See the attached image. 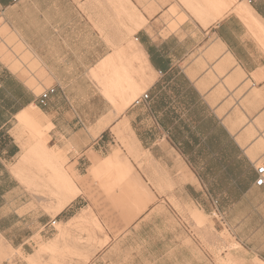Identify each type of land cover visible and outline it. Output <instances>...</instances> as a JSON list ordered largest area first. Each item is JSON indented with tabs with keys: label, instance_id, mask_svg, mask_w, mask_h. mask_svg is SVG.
<instances>
[{
	"label": "crops",
	"instance_id": "0c3cea01",
	"mask_svg": "<svg viewBox=\"0 0 264 264\" xmlns=\"http://www.w3.org/2000/svg\"><path fill=\"white\" fill-rule=\"evenodd\" d=\"M0 19V259L264 264V0H0ZM51 182L77 190L52 218L27 188Z\"/></svg>",
	"mask_w": 264,
	"mask_h": 264
},
{
	"label": "bare ground",
	"instance_id": "6f19581e",
	"mask_svg": "<svg viewBox=\"0 0 264 264\" xmlns=\"http://www.w3.org/2000/svg\"><path fill=\"white\" fill-rule=\"evenodd\" d=\"M249 7H247V6H245V5H240V11L242 10V9H244V10H249L248 9ZM246 12V11H245ZM250 12H252V11H250ZM244 13V12H243ZM248 13V12H247ZM251 14V13H250ZM250 16V15H249ZM145 88V87H144ZM45 128V127H44ZM47 128L49 129V127L47 126ZM39 129H40V127H39ZM46 129V128H45ZM47 129V130H48ZM42 131V130H41ZM38 132H40V130L38 131ZM39 135V134H38ZM44 143L41 141L39 144H37L36 146H35V148L31 151V152H29L30 153V155H28V154H26L27 155V157L28 156H31V158H33V159H35V158H37L38 157V155H40L41 153H40V151H42V150H44ZM26 155L24 156V157H22V159H21V163H20V165H22V164H24L25 163V161H27V157H26ZM42 155V154H41ZM40 155V156H41ZM44 157V156H43ZM30 158V157H29ZM42 158V157H41ZM29 161V160H28ZM32 161V160H31ZM119 162V161H118ZM127 163V162H126ZM125 163V164H126ZM28 164V163H27ZM26 164V165H27ZM111 164V163H110ZM118 163H116V165H117ZM120 164V163H119ZM118 164V165H119ZM122 164V163H121ZM121 164H120V166H121ZM45 165V164H44ZM47 165V164H46ZM127 165H128V163H127ZM127 165H125V166H127ZM37 166H39V165H37ZM123 166V165H122ZM48 167V166H47ZM127 168V167H126ZM121 169L123 170V167H121ZM128 169V173H130V169H131V167H129V168H127ZM52 171H53V169H52ZM56 171V170H55ZM133 171V170H132ZM131 171V172H132ZM124 172H126L125 170H124ZM133 173V172H132ZM131 173V174H132ZM125 175V177H126V175L127 176H129V174H124ZM132 176L135 178H137V176H135V173L134 174H132ZM131 177V176H130ZM129 177V178H130ZM53 178H55V176L53 177ZM62 178H63V183H65V185H67V186H71V182H70V180L66 177V176H62ZM129 178H128V181H129ZM134 178H130L131 179V182L133 183L134 181H132ZM54 181V183H55V181H56V178L53 180ZM136 182H137V179H136ZM51 183H53V182H51ZM135 184V183H134ZM137 184V183H136ZM133 185V184H132ZM69 187H68V189L67 190H70V192L69 191H67L66 189H64L65 191H67L65 194H67V193H69V198H70V196L73 198L74 196H72V195H74V193H76V191L77 190H75V189H73V190H75L74 192L73 191H71V189H69ZM74 187V186H73ZM72 188V187H71ZM142 188V187H141ZM146 190V189H145ZM140 191H141V189H140ZM71 192H73V193H71ZM143 192V191H142ZM146 192V191H145ZM95 194V193H94ZM76 195V194H75ZM57 198V197H56ZM69 198H63V199H60V198H57V200L55 201L56 202V205L54 206V208H52V215H56L62 208H63V205L66 203V202H68V200H69ZM99 210V209H98ZM100 212V211H99ZM54 217V216H53ZM52 218V217H51ZM83 218V217H82ZM85 219V218H84ZM90 220V219H89ZM89 222V221H88ZM74 223H77L76 225L74 224V228L76 229V227H77V225L80 227V228H82L81 226H84L85 227V225L87 224L88 225V223H86L85 222V220H76V221H74ZM94 228H96V230H98L99 228H98V223H97V220L96 219H93L92 218V220H91V223H90ZM90 224L88 225V226H90ZM56 226V230H58V231H62V230H65V229H69V227L71 226V223H69L68 225H67V227L65 228V227H62V225H60V224H57V225H55ZM78 227V228H79ZM100 227V226H99ZM90 228H91V226H90ZM89 228V229H90ZM81 230V229H80ZM82 230L84 231V229L82 228ZM88 230V229H87ZM91 230H93V229H91ZM100 230H101V228L98 230L99 232H100ZM85 232V231H84ZM90 233V232H89ZM88 235V234H87ZM92 239V238H91ZM94 239H95V237H94ZM57 240V239H56ZM88 242V244L89 243H91L89 240H87ZM104 241V240H103ZM106 241V240H105ZM54 242V241H53ZM53 242H51V244H53ZM76 242V241H75ZM75 242H74V244H75ZM95 242V241H94ZM56 243V242H55ZM86 243V244H87ZM92 243H93V241H92ZM96 243H98V244H101V242H96ZM95 244V243H94ZM93 244V245H94ZM236 244V243H235ZM102 245V244H101ZM51 246V245H50ZM52 246H54V244L52 245ZM51 246V247H52ZM56 246H57V243H56ZM96 246V245H95ZM47 247H49V245L47 246ZM46 247V248H47ZM50 247V248H51ZM74 247V246H73ZM72 247V248H73ZM50 248H48V250L50 249ZM54 248V249H53ZM52 249V251L51 250H49L48 252L50 253L51 252V254L52 255H54L53 257H51L50 259H51V263L52 264H59V263H61V261H59L60 260V258L61 257H63V255L61 256V252H60V254L59 253H57L56 252V248L55 247H53ZM61 248V247H60ZM69 248V247H68ZM62 249V248H61ZM61 249H59V250H61ZM66 249V248H65ZM74 249V248H73ZM42 250V249H41ZM47 250V249H46ZM68 250V249H67ZM76 250V249H75ZM64 251V250H63ZM18 252V251H17ZM59 252V251H58ZM65 252V251H64ZM72 252V251H71ZM78 252V251H77ZM44 253H45V251H44ZM68 253H70V252H68ZM37 254V253H36ZM75 254V253H74ZM73 254V255H74ZM21 255V254H20ZM80 255V254H79ZM35 256H37V255H35ZM35 256H34V258H35ZM39 256V255H38ZM38 256H37V258H38ZM72 256V255H71ZM81 256V258L83 257L82 255H80ZM255 256V255H254ZM50 257V256H49ZM77 257H79V256H77ZM85 257L86 256H84V259L82 258V260H85ZM87 258V257H86ZM255 258V257H254ZM30 259V258H29ZM62 259V258H61ZM32 260H33V258H32ZM32 260H31V262H32ZM38 260V259H37ZM37 260L35 259V261L37 262ZM79 260H80V258H79ZM48 262V261H47ZM66 262V261H65ZM241 262V261H240ZM223 263V262H222ZM222 263H220V264H222ZM250 263H252L251 261H250ZM33 264V263H32ZM36 264V263H35ZM66 264V263H65ZM253 264H254V262H253ZM255 264H263L262 262H260V261H258V260H256V262H255Z\"/></svg>",
	"mask_w": 264,
	"mask_h": 264
},
{
	"label": "rangeland",
	"instance_id": "374dc122",
	"mask_svg": "<svg viewBox=\"0 0 264 264\" xmlns=\"http://www.w3.org/2000/svg\"><path fill=\"white\" fill-rule=\"evenodd\" d=\"M20 163H21V160H20ZM20 163H19L18 168L15 169V172L14 173H16V176L19 179L23 180V176L21 174L22 173V169H21V166L22 165H20ZM33 177H34L35 180H39V176H33ZM51 187H52V189L49 190V192L45 196V194L43 192H41V191L39 192V190L37 188L36 189L34 188L33 190L32 189L30 190V187L27 186L29 193H31L34 197H36V196L39 197L40 196V197H43V198H47L49 201H53L57 197L56 194H55V192H54V190H53L54 187H56V186H55L54 183H52V186ZM49 214H50L51 217H53V215H52L53 213L52 212H50ZM53 230L56 231V226H53ZM73 230L76 231L77 233H80V235L81 234H84L81 230H79L77 228L76 229H73ZM42 239L38 236V237L33 238L32 239V242L38 248L39 245L44 242V239L43 240ZM77 241H78V244H83V243L85 244L86 243V241L83 240V239H81V238L80 239H77ZM84 250L86 251V249H84ZM22 257H23V255H22ZM89 257H90V254L89 255L87 254V259H86L85 263L87 262V260L89 259ZM18 261L22 262L23 259L22 258H14L13 260L11 259V262H10V260L9 261H6V259H0V264H2L3 262H6L7 264H16ZM41 261H43L44 264H47L48 256L47 255H44L42 257V260Z\"/></svg>",
	"mask_w": 264,
	"mask_h": 264
},
{
	"label": "built area",
	"instance_id": "2783aa9c",
	"mask_svg": "<svg viewBox=\"0 0 264 264\" xmlns=\"http://www.w3.org/2000/svg\"><path fill=\"white\" fill-rule=\"evenodd\" d=\"M11 1H12L13 3H16V2H18L19 0H11ZM1 24H2V21H1V19H0V25H1ZM54 92H55V89H54V88H49V89H47L46 91H44V92L40 95V97H39V99H38V103H39V105L44 106L45 103H46V100L48 99V97H49L50 95H52ZM147 99H148V95H147V94H143V95L141 96V98L136 99V100L134 101V104L138 105V104H140V103L145 102ZM261 169H264V164H261V165H259V166H257V167L255 168V173H256L255 186H256V187H259V188H260V187H264V171H261ZM54 224H55V221L51 222V224H50V227H51L52 229H53Z\"/></svg>",
	"mask_w": 264,
	"mask_h": 264
},
{
	"label": "snow or ice",
	"instance_id": "6c2138e0",
	"mask_svg": "<svg viewBox=\"0 0 264 264\" xmlns=\"http://www.w3.org/2000/svg\"><path fill=\"white\" fill-rule=\"evenodd\" d=\"M261 171H264V169H261Z\"/></svg>",
	"mask_w": 264,
	"mask_h": 264
}]
</instances>
